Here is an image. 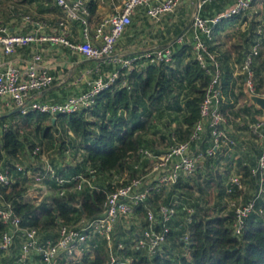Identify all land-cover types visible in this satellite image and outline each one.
<instances>
[{"label": "trees", "instance_id": "trees-1", "mask_svg": "<svg viewBox=\"0 0 264 264\" xmlns=\"http://www.w3.org/2000/svg\"><path fill=\"white\" fill-rule=\"evenodd\" d=\"M11 1L14 5H28L33 0ZM211 3L217 7L213 0L202 4L199 11ZM20 8L24 10L11 8L0 18V23L8 26L11 16H19L22 12L29 15L27 6ZM89 9L91 13L93 9L90 6ZM210 49H214V46L211 45ZM217 59L222 72L223 93L219 108L226 118L221 127L226 136L222 138L221 145L199 163L195 178L183 175L175 182L163 184L158 190L149 189L146 200L135 208L134 214H142L145 207H153L151 209L158 220L161 205L174 207L165 242L155 253L150 254L146 248H137L134 240L142 230L149 227L159 229L160 223L150 224L145 215L143 228L135 233L129 229L122 230L119 222H116L111 251L129 257L131 264H264V187L240 235L233 233L234 211L227 203L238 193L242 196L247 192L248 200L257 190L251 169L257 163L261 146L250 126L258 122L261 110L246 98L244 74L239 69L241 64L236 70L234 63L228 61L225 51L219 53ZM259 66L264 68V62H260ZM104 67L101 64L99 70L93 69L92 77L113 69ZM256 68L253 65L255 78L258 76ZM237 71L238 75H242L240 86H237ZM126 79L127 84L121 85L123 77L117 78L115 84L97 96L88 110L81 109L55 117L37 111L24 115L14 109L0 112V170L11 178L10 184L2 187V193L4 199L11 203L14 214L20 216L21 226L36 228L54 239L60 226L77 227L82 221L99 216L106 194L141 173L133 165L140 163L143 168L148 164L149 159L140 160L137 153L140 148H147L159 155L166 152L171 144L188 138L193 124L201 117L200 103L210 81V76L194 59L190 46L175 45L173 61L169 63L140 62L136 69L126 75ZM260 85L261 82L255 84V93L263 94ZM82 86L87 88L88 84ZM241 123H244L243 127L254 137L258 146L249 143L245 153L234 158L243 137ZM20 128L30 129L32 134L24 136ZM231 139L233 144L229 143ZM212 140L210 129L206 126L200 146L205 149L212 145ZM43 143L46 145L45 152L50 156L47 166L52 171L33 162L40 159ZM38 145L40 150L33 156L32 151ZM69 147L83 151L77 154L79 159H76V155H64V150ZM64 158L73 161L64 163ZM17 163L23 166L24 171L17 170ZM86 167L93 170L92 173H88ZM30 169L39 170L42 174L46 172L43 182L47 191L39 200L25 198L28 182L33 180L26 176ZM231 172L239 173L246 184L241 192L234 189L233 193H226V179ZM122 173L126 178L119 180ZM73 174H80L90 183L83 182L77 188L80 180H69L64 184L57 182L58 177L70 179ZM147 181L152 186L155 183L153 177ZM206 185L212 191L214 189V193L217 192L213 204L197 191ZM166 187L167 197L159 199L160 191ZM187 208H191L192 212L189 213ZM4 228L0 223V233ZM185 235H188L187 241ZM95 241L96 246L91 251H85L74 263L66 260L63 254L62 262L110 264L106 241L102 238ZM118 244H122L123 248H118ZM17 246L18 239L17 245L8 252H0V264H14Z\"/></svg>", "mask_w": 264, "mask_h": 264}, {"label": "built area", "instance_id": "built-area-1", "mask_svg": "<svg viewBox=\"0 0 264 264\" xmlns=\"http://www.w3.org/2000/svg\"><path fill=\"white\" fill-rule=\"evenodd\" d=\"M213 0H198L197 12L192 17L186 32L176 38V45L190 46L193 50L194 59L203 68L204 72L210 76V81L206 87L203 99L200 103V119L193 124L188 138L171 144L168 150L159 155H155L147 148H140L137 153L140 160L149 159L145 167L140 163H135L134 168L141 171L140 174L131 177L126 183H122L106 194L103 203L102 213L90 220H84L77 227H59L58 236L52 238L48 234L40 233L36 228L21 226L20 216L14 214L12 205L3 197L2 187L10 184L11 178L0 170V223L4 225V230L0 233V252H8L15 244L17 255L14 264H65L61 260V255L72 263L79 259L86 251H91L96 246V239L102 238L106 241L109 250L108 260L110 264H131L129 257L119 256L111 251V241L114 226L121 217L134 215L135 208L140 206L148 196L149 189L158 190L165 183L175 182L180 176H192L195 174L199 163L206 155H210L212 150L219 147L222 138L226 133L221 124L226 122V118L219 108L223 97L221 86V68L216 54L211 51L215 31L225 21L244 15L250 8V0H233V3L222 11L209 17L200 15L199 10L202 4L210 3ZM56 6L64 14L63 19L57 22V31L45 32L44 27L38 25L39 32H11L7 25L0 23V103L4 110H15L21 114L30 111H37L55 117L59 114H71L81 109H91L97 96L115 84L116 79L123 77L121 85H126V75L136 69L140 62L149 63H169L173 61L174 47H155L147 49L135 55H118L115 48L118 40L132 23V16L138 8H142L145 15L158 21L161 17L172 12L180 3V0H124L120 12L104 17L98 22L94 31H91L89 19L90 9L83 0H54ZM23 21L34 26V20L29 15L23 16ZM70 23H77L80 27L81 41H73L67 35V28ZM257 41L245 54L241 73L244 74L243 89L247 92L255 93V76L253 65L259 53V40L264 36V19L257 27ZM36 42H47L54 45H62L71 51L81 54L84 58L94 60V70H99V66L104 63H112L115 68L105 71L96 77H78L75 82L78 85L76 92L69 94L63 101H43L35 94L49 88L55 81V77L48 72L47 66L43 65L42 56L34 50L31 57L23 64L17 65L8 59L19 47H24ZM124 71V73L122 72ZM125 76V77H124ZM88 84L87 88L82 85ZM264 95V93L262 94ZM1 112V111H0ZM208 126L213 138L212 145L203 149L200 146L202 134ZM264 120L259 118L258 122L251 124V130L256 133L261 146V152L257 158L255 167L251 169L252 176L255 177L257 190L252 196L243 201L241 193L234 199H228V206L233 208L234 235H240L246 218L255 210L258 197L264 187ZM230 144L234 141L229 140ZM39 147L36 146L33 153H37ZM79 155V154H78ZM17 170L24 171L21 164H15ZM47 171H52L46 166ZM88 173H92L86 167ZM144 171V173H143ZM46 172L37 171L27 177L41 184L42 195L46 193L47 187L43 179ZM153 177L155 183L147 181ZM69 180H80L81 183L90 181L82 178L80 174H73L69 178L58 177L57 182L64 184ZM246 184L237 172H231L226 179V193H233V190L242 191ZM33 190H28L30 195ZM25 194V195H26ZM32 200H39L41 197ZM189 213L191 208H187ZM261 211V210H260ZM174 214L172 205H161L159 207V219L156 220L153 209L145 207L147 221L160 223L159 229L149 227L142 230L135 238L137 248H146L152 254L165 242L168 232V222ZM190 220V219H189ZM188 220V221H189ZM188 240V235H185ZM94 242V243H92ZM118 248H123L118 244ZM1 256V253H0ZM33 256L38 258L35 262Z\"/></svg>", "mask_w": 264, "mask_h": 264}, {"label": "crops", "instance_id": "crops-1", "mask_svg": "<svg viewBox=\"0 0 264 264\" xmlns=\"http://www.w3.org/2000/svg\"><path fill=\"white\" fill-rule=\"evenodd\" d=\"M83 1L87 6L89 5L93 9L90 14L89 23L91 31H94V28L102 18L121 11L124 0ZM197 1L198 0H195V9L190 14L188 20H186V15L188 14L187 8L192 0H180L179 5L172 12L164 14L158 21L149 19L145 15L144 10L138 8L132 16V23L118 40L115 53L118 55L130 56L155 47H166L168 45L174 47L176 45V38L187 31L192 17L197 12ZM215 3L217 7L212 3L207 4L203 7L201 12L199 11L200 15L209 17L218 13L230 6L233 0H215ZM20 5L22 7H28V14L34 20V26L23 21L24 14H22V12L19 16L14 15L10 17L8 28L11 32L38 33L40 31L38 25L43 26L45 32H54L58 29L56 27L57 22L64 17L62 11L56 7L54 0H33L28 5ZM20 7L17 9L20 10ZM182 7H184V9ZM263 19L264 2H258L257 5H252L244 15L236 17L234 20L225 21L215 31L212 44L214 49L211 51L214 53L219 52L220 54L225 51L229 62H233L235 65L236 62L239 61V63L242 64L244 54L249 51L252 45L257 41V27ZM67 35L73 41L80 42L82 40L80 36V27L77 23H70L68 25ZM258 45V58L255 59L254 63V67H257L256 69L258 72V76L254 81L255 84L264 81V68L263 66H259L260 62H264V36L259 40ZM34 50H37L41 54V63L46 65L48 72L55 77L54 83L49 88L35 94L40 100L63 101L69 94L77 91L78 85L75 80L78 77L82 79L86 76L87 79L88 75L92 77L94 72L93 69L95 68L93 66L96 64L95 61L86 59L81 54L71 51L62 45H54L47 42L32 43L17 48L8 59L17 65H21L31 57ZM219 53H216L217 58ZM104 65L110 69L115 68L112 63H104ZM259 89L263 91L261 90L263 88ZM3 110L4 108L0 103V111ZM248 146L249 143L245 140V137H242L239 150L234 158L242 156ZM247 194V192L242 194L243 198L241 199L243 201L247 199ZM25 198L28 199L27 197ZM118 222L122 230H128L130 228L129 226H125L121 218ZM33 259L35 262L38 261V258L35 256H33Z\"/></svg>", "mask_w": 264, "mask_h": 264}, {"label": "rangeland", "instance_id": "rangeland-1", "mask_svg": "<svg viewBox=\"0 0 264 264\" xmlns=\"http://www.w3.org/2000/svg\"><path fill=\"white\" fill-rule=\"evenodd\" d=\"M250 1H251V6L252 5L253 6L257 5L258 2L259 3L264 2V0H250ZM20 6H21L20 4H17V5L15 4L14 5V3H12L11 0H0V18L4 17L5 13L7 11H9L11 8H13V7L19 8ZM194 7H195V0H192V2H190V5H188V8H187L188 9L187 10L188 14L186 15V17H187L186 20H188V18L190 17V14L195 9ZM182 8L184 9V7H182ZM20 10H23V8L20 9ZM233 66H235V69L237 70V68L240 66V63L237 61L236 64L233 65ZM239 69H240V67H239ZM237 73H238V71L235 74V76H239V78H237V86H240V84L242 83V81H241L242 75H238ZM240 77H241V79H240ZM260 88H263L261 90H264V81H262V83L260 85ZM241 126H242V131H243L242 135H243V137H245V140L248 143H251L252 145L256 144L258 146V144L254 140V137H252V135L249 134L248 130H246L245 127H243L244 123H241ZM0 127H1V125H0ZM20 131H21V133L24 136H30L32 134L30 129L20 128ZM69 134L72 135V133H69ZM41 146H42L41 147L42 152L40 153V159L37 158L33 162L35 163V165H39V166L41 165L42 167L45 168L48 165V163L50 162V158H49L50 156H48V153L45 152V150H44V149H46V145L43 143V144H41ZM38 147H40V145H38ZM53 148H54V146H53ZM39 150H40V148H39ZM82 153H83V151L78 150V149L74 150L71 147H69V148L64 150V155H68V154L76 155L77 156L76 159L80 158L77 154H82ZM35 154H37V153H34L33 156ZM56 158H57V156H56ZM64 160H65V161H63L64 163H69V164L72 163V161H73L70 158L69 159L64 158ZM37 171H39V170L33 171L32 169H30L29 172H30V175H31L32 173H35ZM143 173H144V171H143ZM196 176H197V174L195 173V174H193L192 176H189V177L195 178ZM118 178H119V180L125 179L126 175L124 173H122L120 175V177H118ZM28 185H29L28 186V190H33V193L31 194V196L26 194L25 197H27L28 199H31V198L33 199L34 196H32V195H36V198H39V197L43 196L42 195V190H41L42 189L41 188V184L34 183V180H31V181L28 182ZM167 188L168 187H166L165 189L160 191L159 199H164V198L167 197L166 196V193L168 192ZM197 191H198V193L200 192V194H204L206 197H208L207 200L210 201L209 202L210 204L214 203V196H217V192L214 193V189L212 191L210 189V187H208L206 185L203 188H200V190L198 189ZM151 208H153V207H151ZM121 219H122L123 223L125 224V226H129L130 227L129 228L130 232H135V231L140 232V230L143 228V225L145 223V213L141 214V213H137L136 212L132 216L121 217Z\"/></svg>", "mask_w": 264, "mask_h": 264}, {"label": "water", "instance_id": "water-1", "mask_svg": "<svg viewBox=\"0 0 264 264\" xmlns=\"http://www.w3.org/2000/svg\"><path fill=\"white\" fill-rule=\"evenodd\" d=\"M243 90L245 91V88ZM247 98L251 105H254L261 110L260 119L264 120V95L247 92ZM15 111H18V108H16Z\"/></svg>", "mask_w": 264, "mask_h": 264}]
</instances>
